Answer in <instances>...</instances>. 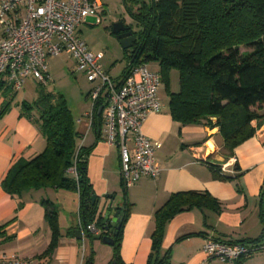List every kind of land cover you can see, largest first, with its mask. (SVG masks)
<instances>
[{
	"label": "crops",
	"instance_id": "0c3cea01",
	"mask_svg": "<svg viewBox=\"0 0 264 264\" xmlns=\"http://www.w3.org/2000/svg\"><path fill=\"white\" fill-rule=\"evenodd\" d=\"M100 2L103 18L116 3L123 6V0ZM122 20L127 25L131 23L128 18L119 21ZM92 27L95 26L87 21L78 30L79 37L84 29ZM154 65H147L152 73H156L151 70ZM154 68L159 69L158 65ZM120 77L111 78L119 80ZM3 85L1 82L0 86ZM3 92L4 89H0V110L10 99V96L5 98ZM20 92L22 90H12L10 94L14 97L9 111L0 116V227L4 226L9 238L0 247V254H15L31 264H86L91 258L92 264H110L114 256L112 247L101 241L90 242L84 234L81 241L68 235L71 230L74 236L80 224L77 194L48 192L49 200L58 210L61 234L56 247L49 252L53 234L44 208L39 204L47 194L29 193L18 200L4 192L2 182L12 166L19 160L34 159L45 149L37 126L21 110L22 102L31 103L35 97L32 101L18 100ZM158 100L161 111L147 118L142 131L152 143L160 144L155 158L161 173L155 180L142 179L129 188L123 184L118 150L106 144L102 125L98 127L97 122L95 127V121L86 116L90 103L88 110L75 117L79 146L92 148L87 159V178L94 196L102 200L101 205L112 202L113 207L125 208L127 212L120 260L122 264H146L151 253L155 213L171 195L193 192L210 195L219 204L220 211L194 209L174 217L165 226L161 254L168 251L171 264H227L208 258L203 252L207 240L242 243L257 240L264 234L261 219L264 214V116L252 122L254 136L229 155L223 149L218 128L204 123L181 127L171 119L168 105L163 111L164 104L159 97ZM106 196L112 200L104 203ZM19 202L24 204L20 209ZM259 245L260 250L245 264H264V242Z\"/></svg>",
	"mask_w": 264,
	"mask_h": 264
},
{
	"label": "trees",
	"instance_id": "16d2710c",
	"mask_svg": "<svg viewBox=\"0 0 264 264\" xmlns=\"http://www.w3.org/2000/svg\"><path fill=\"white\" fill-rule=\"evenodd\" d=\"M126 17L131 21L130 31L136 42L131 50L123 51L127 57L122 79L138 64L156 63L160 80L168 88L170 74L176 71L179 90L167 89L171 119L181 127L202 123L218 128L223 149L232 155L234 150L250 140L255 129L252 122L260 119L264 111V0H123ZM124 21V20H122ZM244 48L247 52L242 53ZM127 54H129L127 56ZM35 99L22 102V114L37 126L45 141V149L30 161L16 162L2 182L5 193L21 200L25 194L44 193L39 204L44 208L47 225L53 237L48 251H52L61 238L58 210L49 200V191L77 194L81 231L87 239L94 235L87 231L93 225L102 230L98 203L87 178V159L92 148L79 146L75 118L60 94L48 93L46 86L35 82ZM4 87V88H3ZM10 99L0 110V116L9 111L12 89L0 86ZM101 117L94 121L101 126ZM212 120L216 123L213 124ZM75 168V175L69 170ZM124 192V191H123ZM125 193V192H124ZM123 196H125L123 194ZM112 200L106 196L104 203ZM19 202V209L23 206ZM194 209L219 212V204L207 193H178L154 215L151 235V253L146 264H171L170 253L161 254L165 226L177 215ZM120 228L112 236L113 260L122 264L120 244L126 209ZM264 220V214H261ZM70 237L73 232L68 233ZM9 241L0 227V247ZM264 234L257 240L241 244L250 251L232 264H245L260 250ZM92 264V258L86 261Z\"/></svg>",
	"mask_w": 264,
	"mask_h": 264
},
{
	"label": "built area",
	"instance_id": "2783aa9c",
	"mask_svg": "<svg viewBox=\"0 0 264 264\" xmlns=\"http://www.w3.org/2000/svg\"><path fill=\"white\" fill-rule=\"evenodd\" d=\"M89 19L97 26L102 23L100 0H1L0 83L13 91H21L28 79L46 86L47 58L68 55L74 73L92 85L86 116L93 121L101 110L104 140L119 152L125 188L142 179L155 180L161 173L155 158L160 144L148 140L142 129L147 118L162 109L158 100L160 76L150 72L147 64H138L124 78L113 80L101 66L104 55L89 51L79 37L78 30ZM69 172L75 175V168ZM87 231L94 236L102 234L93 225ZM203 252L210 259L232 264L254 251L241 244L209 239ZM0 264L31 262L15 254H0Z\"/></svg>",
	"mask_w": 264,
	"mask_h": 264
},
{
	"label": "rangeland",
	"instance_id": "374dc122",
	"mask_svg": "<svg viewBox=\"0 0 264 264\" xmlns=\"http://www.w3.org/2000/svg\"><path fill=\"white\" fill-rule=\"evenodd\" d=\"M122 18H127L123 11V6L116 3L114 8L104 16L100 25L97 26L94 20L89 19L88 24H92L95 27H92L90 30L84 29L81 35V39L93 53H102L104 55V60L101 64L105 72L109 71V75L113 79L120 77L127 63L126 55L111 34L112 26ZM241 52L244 53L247 51L242 48ZM149 64L153 65L156 63ZM156 65L154 66L156 67ZM154 66H151V70H155L156 74L160 75L159 69L154 68ZM47 69L49 82L46 84V91L63 96L74 118L82 111L89 109V102L86 98L92 89V85L82 75L74 73V63L68 55L63 54L60 57H49L47 60ZM171 74L172 80H169L168 88L162 82L158 88V97L164 104L163 111L167 109L168 105L167 89L169 91L179 90L178 73L172 71ZM35 85L36 83L32 79H28L17 99L32 101L36 96Z\"/></svg>",
	"mask_w": 264,
	"mask_h": 264
},
{
	"label": "water",
	"instance_id": "95a60500",
	"mask_svg": "<svg viewBox=\"0 0 264 264\" xmlns=\"http://www.w3.org/2000/svg\"><path fill=\"white\" fill-rule=\"evenodd\" d=\"M125 21H119L112 26L111 34L114 36L115 40L118 42L119 46L123 51L131 50L136 42L135 35L130 31V25H124ZM101 110L97 112V116H100ZM105 198V197H104ZM96 202V197L91 200V206ZM113 213V215H112ZM98 215L103 220L102 224V234L94 236L93 240L101 241L103 245L112 247L114 242L112 236L115 230L120 228V223L122 221L123 211L121 208H116L112 206L110 202L107 206L106 204L101 205L98 203ZM74 238L77 241L82 240L81 231L74 232Z\"/></svg>",
	"mask_w": 264,
	"mask_h": 264
},
{
	"label": "flooded vegetation",
	"instance_id": "af4514ba",
	"mask_svg": "<svg viewBox=\"0 0 264 264\" xmlns=\"http://www.w3.org/2000/svg\"><path fill=\"white\" fill-rule=\"evenodd\" d=\"M124 25H126V24L124 23Z\"/></svg>",
	"mask_w": 264,
	"mask_h": 264
}]
</instances>
